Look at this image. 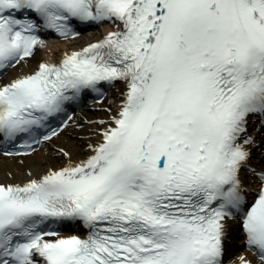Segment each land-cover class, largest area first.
<instances>
[{"label":"snow or ice","instance_id":"1","mask_svg":"<svg viewBox=\"0 0 264 264\" xmlns=\"http://www.w3.org/2000/svg\"><path fill=\"white\" fill-rule=\"evenodd\" d=\"M105 24L23 71L42 35ZM118 86L84 159L0 183V264H235L240 233L264 264V0H0V157L23 164Z\"/></svg>","mask_w":264,"mask_h":264},{"label":"bare ground","instance_id":"2","mask_svg":"<svg viewBox=\"0 0 264 264\" xmlns=\"http://www.w3.org/2000/svg\"><path fill=\"white\" fill-rule=\"evenodd\" d=\"M112 30V29H111ZM110 30V31H111ZM107 30L106 33L107 34ZM98 32L92 33L87 35L84 39L90 43L94 40H98L99 36L97 35ZM83 42V41H82ZM81 41L78 42H69V43H61L58 42L56 44H44V54L43 59L44 61H53L56 59L55 52L63 50V51H69L70 49H76L81 50L83 47V43ZM35 64L32 62H29V66L25 67L23 69L24 72H28L30 70L35 69L33 67ZM16 71H14L8 78L10 79L12 75H15ZM119 95V94H118ZM120 103V100H117L116 103L113 105L112 113L115 114V111L117 110V106ZM110 113L105 111V109H102L101 111H93V112H82L80 113V116L76 119V127H73L70 129V137L68 138V134L65 133L69 130L66 129L58 138H55L51 143H54L57 139L60 140L57 145L55 146L57 149L63 148L65 151H68L71 155L72 162H79L81 159H84L87 152L86 148L83 149L82 147L78 146L81 143V137H84L82 141H86L87 138L85 136V133H89L91 131H96L97 126L91 125L89 126L86 124L87 121H98V120H107ZM82 126V127H81ZM64 136L62 139L61 137ZM79 138V139H78ZM78 139V140H77ZM98 139L97 136H92L91 141L94 143ZM77 140V141H76ZM89 140L86 142L88 143ZM46 148L49 147V144L45 146ZM44 147V148H45ZM85 147V146H84ZM41 151V150H40ZM37 153L33 154V156H36ZM32 158H24L27 159L24 161L23 164H20L17 162L16 159H8V158H2L0 157V183H20L23 182L26 177L24 176L25 171L30 170L34 174L41 173L45 171L48 167L52 168H59L62 166H65L68 163V160L64 158L63 156H58L55 149L47 152L43 157L33 159ZM33 159V160H32ZM260 165L257 167H260L264 165V160H259ZM9 174H11V178L9 177ZM244 255L248 260L252 261V264H259L254 258L245 253L240 252L233 255V260L239 262L238 259H236L237 256Z\"/></svg>","mask_w":264,"mask_h":264},{"label":"rangeland","instance_id":"3","mask_svg":"<svg viewBox=\"0 0 264 264\" xmlns=\"http://www.w3.org/2000/svg\"><path fill=\"white\" fill-rule=\"evenodd\" d=\"M38 57H35V59H33V62L36 64V63H38V62H40V61H42L43 60V51L42 50H39V52H38ZM118 97V95H115V97L114 98H112L110 101H107V103H105L106 104V106L107 107H112L113 105H114V103H115V99ZM92 132V131H91ZM67 134L69 135L68 136V138H71L70 136V132L68 131L67 132ZM64 136H62L61 137V139L63 138ZM87 138V140L86 141H82V139H81V143L78 145V146H80V147H82L83 149H85V145L87 144L86 142L88 141V137H86ZM79 139V138H78ZM77 139V140H78ZM76 140V141H77ZM60 140H56L54 143H53V145H51L50 147H49V149L47 148V149H44L42 152H40V153H38V154H36V156H33V159H37V158H41V157H43L47 152H49V151H51V150H53V148L54 149H57L55 146L57 145V143L59 142ZM259 153V152H258ZM259 154H261V153H259ZM258 154V155H259ZM62 157V156H61ZM32 159V160H33Z\"/></svg>","mask_w":264,"mask_h":264}]
</instances>
